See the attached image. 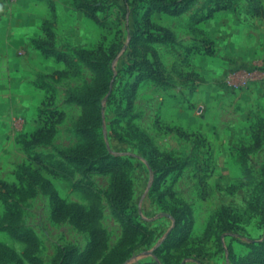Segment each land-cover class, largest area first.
Returning a JSON list of instances; mask_svg holds the SVG:
<instances>
[{
    "label": "rangeland",
    "instance_id": "374dc122",
    "mask_svg": "<svg viewBox=\"0 0 264 264\" xmlns=\"http://www.w3.org/2000/svg\"><path fill=\"white\" fill-rule=\"evenodd\" d=\"M44 1L52 8L57 0ZM67 1L97 7L93 18L77 8L72 35L61 31L59 44H91L89 61L105 57L110 89L92 133L120 160L129 220L110 202L112 173L88 169L94 158L70 159L88 141L77 97L98 78L75 50L28 121L2 118L21 104H0L4 264H264L257 86L223 84L231 68L240 80L244 68L264 67V0H190L177 15L148 12L144 1ZM141 59L161 74L132 88Z\"/></svg>",
    "mask_w": 264,
    "mask_h": 264
},
{
    "label": "crops",
    "instance_id": "0c3cea01",
    "mask_svg": "<svg viewBox=\"0 0 264 264\" xmlns=\"http://www.w3.org/2000/svg\"><path fill=\"white\" fill-rule=\"evenodd\" d=\"M74 11L77 8L67 0L55 1L52 8L44 0H0V104H21L16 111L11 112L8 107L2 110V118L5 112V118L15 114L28 121L34 105L43 106L44 98L51 93L48 79L51 73L67 69V62L58 55L66 58L75 50L93 47L59 44L61 31L65 36L72 35L69 31L74 24ZM239 70L235 67L226 71L223 84L237 91L254 83L253 87L257 86L255 107L259 109L252 116L264 122V82H255L252 78L258 74L264 79V67L244 68L245 78L238 81L235 77ZM39 76L47 78L45 83L37 82Z\"/></svg>",
    "mask_w": 264,
    "mask_h": 264
},
{
    "label": "trees",
    "instance_id": "16d2710c",
    "mask_svg": "<svg viewBox=\"0 0 264 264\" xmlns=\"http://www.w3.org/2000/svg\"><path fill=\"white\" fill-rule=\"evenodd\" d=\"M127 2V0H125ZM140 1H144L146 5V10L149 12H163L166 14L177 15L182 13L190 0H131L129 4L135 5ZM89 2L85 1L83 4L82 1L77 3V8L82 9L87 17H95L93 14L97 7L90 8L88 5ZM128 3V2H127ZM87 6L88 11L85 10ZM146 23L153 25L154 23L146 17ZM152 33H149L151 36ZM97 50H100V46H97ZM91 54V49H79L76 50V55L79 60L85 62L87 65H90L93 71L98 75L97 80L93 86L83 92L80 97H77V101L84 106V113L81 117L80 131L83 133L88 141L87 144L83 147L77 148L72 151L70 154V159L76 161L79 164H87L90 159H93L92 162L88 163V169L99 171V172H111V189L109 199L114 208V210L120 215L124 216L129 220V215L126 213L127 199H128V189L125 185V182L122 181L119 176L120 167L117 168V164L120 162L119 159L104 153L103 151L97 148L96 136L92 133V129L98 127L102 122L101 117V107L100 101L102 96L110 89V82L106 78V60L105 57H102L100 61V52L95 55L97 57L94 61H89V56ZM58 58H63L68 62L67 56L58 55ZM132 67H138V70H141L142 73L137 75L136 80L132 83L131 87L135 88L138 82V79H150L155 77L160 73L159 69L154 67L153 63H150L146 59H141L140 62L134 61ZM145 72V73H144ZM72 95V94H71ZM46 110V109H45ZM45 113H51L54 111L46 110ZM0 262L4 264V258L0 252Z\"/></svg>",
    "mask_w": 264,
    "mask_h": 264
}]
</instances>
